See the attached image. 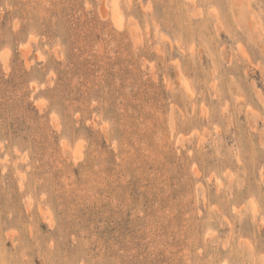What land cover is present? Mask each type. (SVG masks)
<instances>
[{"label":"rangeland","instance_id":"rangeland-1","mask_svg":"<svg viewBox=\"0 0 264 264\" xmlns=\"http://www.w3.org/2000/svg\"><path fill=\"white\" fill-rule=\"evenodd\" d=\"M0 264H264V0H0Z\"/></svg>","mask_w":264,"mask_h":264},{"label":"bare ground","instance_id":"bare-ground-1","mask_svg":"<svg viewBox=\"0 0 264 264\" xmlns=\"http://www.w3.org/2000/svg\"><path fill=\"white\" fill-rule=\"evenodd\" d=\"M115 11L117 12V9H115ZM115 19L119 20L118 16H116Z\"/></svg>","mask_w":264,"mask_h":264}]
</instances>
